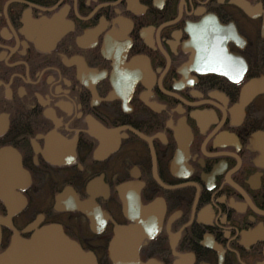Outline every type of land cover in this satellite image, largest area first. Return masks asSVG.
I'll return each mask as SVG.
<instances>
[{"label":"flooded vegetation","instance_id":"flooded-vegetation-1","mask_svg":"<svg viewBox=\"0 0 264 264\" xmlns=\"http://www.w3.org/2000/svg\"><path fill=\"white\" fill-rule=\"evenodd\" d=\"M252 80L264 0H0V254L57 226L96 264H264Z\"/></svg>","mask_w":264,"mask_h":264},{"label":"water","instance_id":"water-1","mask_svg":"<svg viewBox=\"0 0 264 264\" xmlns=\"http://www.w3.org/2000/svg\"><path fill=\"white\" fill-rule=\"evenodd\" d=\"M258 91H264V83L250 81L242 90L241 102L246 103ZM30 253L38 255L32 264H96L94 257L85 253L57 226H49L36 231L27 241L14 236L7 250L0 255V261L4 260V257H6L5 264H8L12 258L26 260ZM17 264H21V261L18 260Z\"/></svg>","mask_w":264,"mask_h":264},{"label":"bare ground","instance_id":"bare-ground-1","mask_svg":"<svg viewBox=\"0 0 264 264\" xmlns=\"http://www.w3.org/2000/svg\"><path fill=\"white\" fill-rule=\"evenodd\" d=\"M1 221H2V218H0V222H1ZM15 236L18 238V234H15ZM13 237H14V236H13ZM26 241H27V240H26ZM7 248H8V246H7ZM7 248H6L5 250H7ZM5 250H4V251H5ZM4 251H3V252H4ZM2 254H3V253H2ZM0 255H1V254H0ZM30 257H33V258H30ZM37 257H38L37 254L33 255V253H30L29 256L26 257V260H25V259H21V258H19L18 260L21 261V264H32L33 261L35 260L34 258H37ZM18 260H16V258H12L8 264H11L12 261H13V264H17V261H18ZM2 262H4V264H5V262H6V257H4V260L0 261V264H2Z\"/></svg>","mask_w":264,"mask_h":264}]
</instances>
